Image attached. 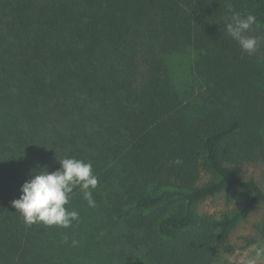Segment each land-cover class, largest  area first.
I'll return each mask as SVG.
<instances>
[{"label":"trees","instance_id":"1","mask_svg":"<svg viewBox=\"0 0 264 264\" xmlns=\"http://www.w3.org/2000/svg\"><path fill=\"white\" fill-rule=\"evenodd\" d=\"M230 5L264 37V0H0V264H76L86 228L91 244L104 233L94 264L234 252L264 207L247 173L264 166V39L244 52ZM65 157L91 162L99 208L76 189L71 227L25 224L12 201ZM254 229L264 240V215Z\"/></svg>","mask_w":264,"mask_h":264},{"label":"clouds","instance_id":"2","mask_svg":"<svg viewBox=\"0 0 264 264\" xmlns=\"http://www.w3.org/2000/svg\"><path fill=\"white\" fill-rule=\"evenodd\" d=\"M230 11L231 5L229 6ZM257 24L255 15H243L232 11L228 23L227 33L238 43L239 47L248 55H255L264 37L248 35L253 25ZM60 168L49 172L47 166L36 172L20 188L21 195L12 201V206L19 211L25 224L42 223L45 226L69 228L73 221L79 219V213L69 210L68 205L74 190L79 189L90 207L95 206L92 190L96 189L99 179L93 171L90 161L86 162L75 157H65L59 160ZM176 164L181 161L177 159ZM67 240V237H65ZM73 241V246L77 245ZM247 264H264V244L254 248V256Z\"/></svg>","mask_w":264,"mask_h":264},{"label":"rangeland","instance_id":"3","mask_svg":"<svg viewBox=\"0 0 264 264\" xmlns=\"http://www.w3.org/2000/svg\"><path fill=\"white\" fill-rule=\"evenodd\" d=\"M247 173L252 175L264 189V166L251 167ZM99 205V202H96L95 206L93 207L94 212L99 208ZM222 206L223 198L219 197L216 200H209L202 204L200 210H204L210 213L218 212L222 209ZM87 211H90V207L87 209ZM263 215V206L258 207L251 212L247 220L240 224V226L230 235L227 240V243L235 248L234 252L231 254H221L220 259L216 260V264H247L248 260L254 256L255 246L259 244H264V240H260L257 237V233L254 229L255 226L261 221ZM84 219L88 221L90 220V217H86ZM98 220L101 221L99 216ZM82 232L83 238H85L82 248L87 249H80L79 246L76 248L78 256L76 257L75 262L76 264H94V260L95 257L98 255L99 248H105L106 246V242H104L103 240L104 233L100 232V235L96 234V237L93 239V244H91L88 240V235L91 234L90 230L88 234L87 228L84 230L82 229ZM246 239H253L254 243L248 245L246 243ZM69 249L73 254H76L73 248L70 247ZM74 258L75 257L72 255V259ZM131 262H129V264H132Z\"/></svg>","mask_w":264,"mask_h":264}]
</instances>
